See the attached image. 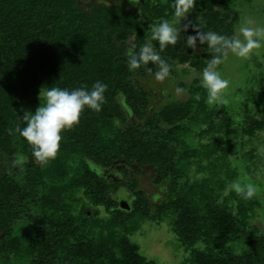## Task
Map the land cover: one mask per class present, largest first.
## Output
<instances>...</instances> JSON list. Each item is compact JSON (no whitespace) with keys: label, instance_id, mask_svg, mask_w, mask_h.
<instances>
[{"label":"trees","instance_id":"trees-1","mask_svg":"<svg viewBox=\"0 0 264 264\" xmlns=\"http://www.w3.org/2000/svg\"><path fill=\"white\" fill-rule=\"evenodd\" d=\"M237 1L251 0H196L190 19L175 24L177 44L160 51L150 25L173 21V0H145L138 12L100 3L83 8L80 0H0V264H158L130 240L146 220L168 224L188 253L181 264H264V235L250 225L257 199L227 191L235 171L225 106L208 108L197 79L178 83L185 101L151 112V95L134 79L155 76L157 66L128 67L129 53L149 44L170 64V75L183 65L203 70L212 50L199 41L200 51L187 47V37L198 29L232 36ZM97 81L107 85L102 110L86 108L62 133L55 159L42 166L15 132L25 126L23 103L43 87L90 90ZM255 103L264 114V80ZM202 115L215 136L194 149L181 136ZM261 127L248 123L243 133ZM115 163L151 166V183L168 187L165 199L152 207L127 171L123 180L108 179ZM120 188L133 195L129 211L119 208ZM99 209L105 216L90 213Z\"/></svg>","mask_w":264,"mask_h":264},{"label":"rangeland","instance_id":"rangeland-1","mask_svg":"<svg viewBox=\"0 0 264 264\" xmlns=\"http://www.w3.org/2000/svg\"><path fill=\"white\" fill-rule=\"evenodd\" d=\"M127 1V3H126ZM145 0H80L82 7L90 3H101L108 6H121L126 11L138 12L139 6ZM165 2L166 0H162ZM238 20L233 29V35H238V28L245 18L255 19L257 25L264 26V0H251L250 2H235ZM190 19V16H187ZM174 20V18L172 19ZM197 49V48H195ZM200 51L199 49H197ZM224 78L231 82L230 89L225 93L227 103L209 105L207 93L205 104L208 108L224 105L232 121L234 137L230 142L231 148L227 150L228 164L235 171L234 181L241 184L252 183L257 188L254 196L259 206L250 220V225L257 227L264 235V114L255 103L257 94L261 90L264 80V48L254 50L249 58H238L229 54L223 65L219 67ZM174 74L164 81H157L155 76L135 78L134 84L143 88L151 95L150 111L161 110L165 106L185 101L188 94L183 91L178 93V83L191 84L202 78V70H196L189 65L177 66ZM37 104H40L39 94L30 101L23 103L22 110L32 112ZM43 104V99L41 100ZM248 123L258 124L262 127L254 135L243 133ZM208 125L205 115L187 126L181 138L191 148L198 149L202 145L209 144L215 136V132L207 131ZM205 131V132H204ZM201 174L193 173L192 178H200ZM122 179V177L120 176ZM139 188L145 193L152 207L161 203L166 197V184L155 186L151 183L153 170L143 169L140 176ZM117 179V178H116ZM230 183V185H231ZM227 191H234L228 190ZM235 192V191H234ZM122 200H131L133 195L125 188L119 189ZM131 204V202H130ZM90 213L105 216L102 209L90 210ZM130 240L140 248V253L146 259L158 264H181L188 256L177 241L176 235L171 232L167 223L146 220L139 230L130 236Z\"/></svg>","mask_w":264,"mask_h":264},{"label":"clouds","instance_id":"clouds-1","mask_svg":"<svg viewBox=\"0 0 264 264\" xmlns=\"http://www.w3.org/2000/svg\"><path fill=\"white\" fill-rule=\"evenodd\" d=\"M196 0H173L174 20L170 22L162 19L158 24L150 25L151 39L159 45L160 51L168 46H174L181 38V27L175 26L176 22H182L190 13ZM188 25L184 26L187 31ZM238 35H222L215 31L196 30V35L187 37L186 46L192 49L196 48L197 41L201 45H207L212 50V59L202 70L201 86L207 92V103L214 105L217 103H227L224 99L225 93L230 89L231 82L224 78L219 70L229 54L238 58L247 59L254 50L264 48V26L257 25L255 19L245 18L238 28ZM149 63L157 66L155 79L164 81L170 76L171 66L161 57L156 47L144 44L139 51L129 53L128 67L130 71L148 68ZM107 85L97 81L89 90L86 86L74 90L61 89L59 87H43L39 93L40 106L35 113L25 111L21 120L24 127L19 125L15 128L17 132L31 147L32 156L42 166L57 156L62 133L71 130L80 122L81 114L87 108L89 110L100 112L103 104L106 102L105 92ZM178 93L183 92L177 88ZM43 99V104L41 100ZM199 100V95L196 96ZM15 163L23 165L24 157H17ZM228 190H234L238 195L245 199L253 198L257 193V188L252 183L241 184L234 181L228 186ZM227 194V192H226Z\"/></svg>","mask_w":264,"mask_h":264},{"label":"flooded vegetation","instance_id":"flooded-vegetation-1","mask_svg":"<svg viewBox=\"0 0 264 264\" xmlns=\"http://www.w3.org/2000/svg\"><path fill=\"white\" fill-rule=\"evenodd\" d=\"M127 3V1H126ZM95 4V3H93ZM101 4V3H100ZM115 167V168H114ZM115 169V173H111L113 170L112 169ZM147 168H150L152 169L151 166H138V165H131V164H127V163H115V165H113L109 171H106V172H109L108 174V179H112L113 181L117 182V181H120V180H123L120 178V176L122 178H125L124 175H123V171H127V174L129 177H134L138 180V182L140 183V176H141V173L143 172V169H147ZM153 170V169H152ZM137 172V173H135ZM117 178V179H116ZM122 200V199H120ZM130 205V201H127Z\"/></svg>","mask_w":264,"mask_h":264},{"label":"water","instance_id":"water-1","mask_svg":"<svg viewBox=\"0 0 264 264\" xmlns=\"http://www.w3.org/2000/svg\"><path fill=\"white\" fill-rule=\"evenodd\" d=\"M119 208L123 211H129L130 210V206H129L128 202L125 200L119 201Z\"/></svg>","mask_w":264,"mask_h":264}]
</instances>
